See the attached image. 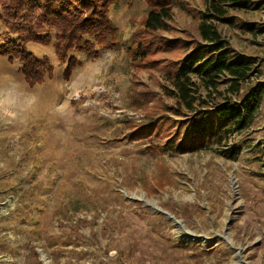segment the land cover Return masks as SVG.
<instances>
[{
  "label": "rangeland",
  "instance_id": "obj_1",
  "mask_svg": "<svg viewBox=\"0 0 264 264\" xmlns=\"http://www.w3.org/2000/svg\"><path fill=\"white\" fill-rule=\"evenodd\" d=\"M259 1L229 7L235 22L218 30L231 48L255 58L252 82L262 86ZM202 2L175 4L170 30L160 35L199 40ZM7 4L0 0V42L13 37L46 58L52 74L29 85L20 60L0 55L3 83L15 77L39 97L27 124L0 122V264H234L235 251L244 264H264V92L252 124L227 141L162 149L185 115L165 109L173 100L163 93L161 72L137 65L126 50L143 25L145 0L110 5L119 44L94 57L72 51L82 64L68 78L54 54L55 29L40 22L37 9L22 21ZM39 32L47 36L28 41ZM4 103L22 104L23 97ZM146 112L166 114L173 125L130 138ZM231 144L236 159L219 152Z\"/></svg>",
  "mask_w": 264,
  "mask_h": 264
},
{
  "label": "trees",
  "instance_id": "obj_2",
  "mask_svg": "<svg viewBox=\"0 0 264 264\" xmlns=\"http://www.w3.org/2000/svg\"><path fill=\"white\" fill-rule=\"evenodd\" d=\"M148 5L141 28L128 36L126 50L137 65L153 68L162 74L163 93L173 100L165 109L176 116L185 115V131L180 126L168 133L162 149L182 151L195 144L209 142L221 144L231 134L248 128L260 106L264 85L252 82L255 58L235 51L218 30L219 23L233 25L235 18L228 14L229 7H237L249 0H203L204 10L199 14L197 33L199 40H179L160 35L170 30L173 6L181 0H145ZM115 0H8L3 7L9 15L22 21L37 9L41 23L55 29L54 54L64 64L63 76L68 78L76 66L82 64L72 51L85 57H94L104 48L119 44V31L108 17ZM264 4V0L259 1ZM21 27V25H18ZM49 34V33H48ZM43 32L32 42L45 38ZM22 43L25 39L21 40ZM30 41V42H31ZM14 38L0 42V55L9 60L19 59L20 70L29 85L41 82L52 74L46 58L39 59L21 46ZM182 55L167 59L171 53ZM159 55L158 57H156ZM226 83L224 89L220 84ZM168 129L171 119L163 114L157 119L148 112L142 123H133L129 137L158 134V126ZM163 128V129H164ZM162 129V130H163ZM221 148L219 152L231 159L237 158L238 146Z\"/></svg>",
  "mask_w": 264,
  "mask_h": 264
},
{
  "label": "clouds",
  "instance_id": "obj_3",
  "mask_svg": "<svg viewBox=\"0 0 264 264\" xmlns=\"http://www.w3.org/2000/svg\"><path fill=\"white\" fill-rule=\"evenodd\" d=\"M11 85L3 83V75H0V122L27 124L28 121L38 112L39 97L35 90L26 85L24 81L10 78ZM22 90V91H21ZM23 97L22 104H5L4 99Z\"/></svg>",
  "mask_w": 264,
  "mask_h": 264
},
{
  "label": "bare ground",
  "instance_id": "obj_4",
  "mask_svg": "<svg viewBox=\"0 0 264 264\" xmlns=\"http://www.w3.org/2000/svg\"><path fill=\"white\" fill-rule=\"evenodd\" d=\"M234 255H235V258H236L234 264H244V263H242V262L240 261V259H239V254L237 253V251H235Z\"/></svg>",
  "mask_w": 264,
  "mask_h": 264
}]
</instances>
